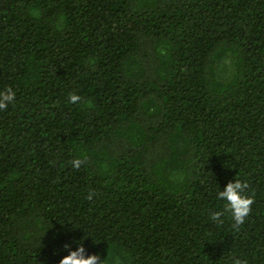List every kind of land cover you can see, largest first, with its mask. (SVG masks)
<instances>
[{"label": "trees", "instance_id": "obj_1", "mask_svg": "<svg viewBox=\"0 0 264 264\" xmlns=\"http://www.w3.org/2000/svg\"><path fill=\"white\" fill-rule=\"evenodd\" d=\"M7 88L0 264H264V0H0Z\"/></svg>", "mask_w": 264, "mask_h": 264}, {"label": "clouds", "instance_id": "obj_2", "mask_svg": "<svg viewBox=\"0 0 264 264\" xmlns=\"http://www.w3.org/2000/svg\"><path fill=\"white\" fill-rule=\"evenodd\" d=\"M16 93L11 89L7 88L4 92H0V110H7L8 105L15 101ZM81 97L75 93L69 94V101L73 104L78 103ZM74 168L79 169L84 163L82 159H74L71 161ZM250 188L247 182L236 179L235 182H229L224 190H220L218 193V199L226 201L225 210L231 213L232 219L235 221L234 227H239L245 222L246 217L251 212V207L255 203L254 194L248 196L245 194L246 190ZM91 194L87 199H91ZM222 212H215L211 215L210 219L213 222L223 224L224 221L221 219ZM71 245L66 244L65 249H70ZM105 260H101L98 254L87 255L86 250L83 246V242L77 250H71L70 254L63 257L59 264H105ZM234 264H248V261L235 259Z\"/></svg>", "mask_w": 264, "mask_h": 264}]
</instances>
